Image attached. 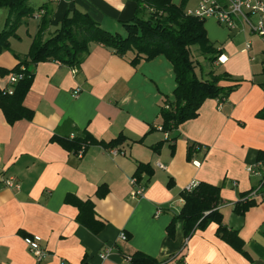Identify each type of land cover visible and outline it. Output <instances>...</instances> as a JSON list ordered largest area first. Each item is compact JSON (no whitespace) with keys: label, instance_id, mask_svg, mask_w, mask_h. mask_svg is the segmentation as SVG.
I'll return each mask as SVG.
<instances>
[{"label":"crops","instance_id":"obj_1","mask_svg":"<svg viewBox=\"0 0 264 264\" xmlns=\"http://www.w3.org/2000/svg\"><path fill=\"white\" fill-rule=\"evenodd\" d=\"M30 1L39 12L23 21L18 39L10 38L9 49L0 53V88L8 86L1 71H12L26 58L45 13L42 7L52 13L47 38L72 9L124 36V22L136 8L130 0ZM216 1L226 5V0ZM197 2L172 0L185 13ZM203 27L220 62L200 64L196 72L204 78L210 71L225 72L232 81L221 85L234 89L225 100H205L195 119L167 136L160 111L164 100L174 101L176 83L173 67L162 55L132 66L134 53L121 58L90 44L76 68L48 61L31 69L23 106L32 111V119L9 125L0 110V178L12 176L21 184L16 192L0 183V264H129L125 257L135 252L169 259L165 264H264V199H255L241 216L234 212L243 196L257 188L258 179L248 168L264 155V119L257 117L264 108V41L249 32H231L214 18L204 19ZM83 132L96 141L123 137L114 147L119 154L90 145L78 155L53 141ZM160 143L155 152L152 147ZM189 145L194 149L188 156ZM140 164H148L152 175L141 174L144 191L133 197L130 181ZM199 183L219 188L216 210L227 230L237 232L246 255L219 239L214 223L185 238L178 220L173 238L168 237L167 227L184 205L183 191ZM100 187L108 191L103 198L96 195ZM68 195L93 203L103 224L100 233L77 222V208L65 203ZM121 234L126 241H120ZM35 235L47 254L42 262L23 242ZM108 248L111 253L101 259Z\"/></svg>","mask_w":264,"mask_h":264},{"label":"trees","instance_id":"obj_2","mask_svg":"<svg viewBox=\"0 0 264 264\" xmlns=\"http://www.w3.org/2000/svg\"><path fill=\"white\" fill-rule=\"evenodd\" d=\"M136 4L135 13L131 20L124 22L126 35L111 33L95 22L86 13L77 9L68 10L59 22L57 29L47 38L45 33L52 23V13L44 6L37 32L32 37L29 52L12 71H1V75L21 74L22 78L13 87L11 95L7 93L8 86L0 88V110L6 122L13 125L20 120H31L32 111L23 106L33 80L32 68L39 63L58 61L66 66L76 68L89 52L90 44H100L112 50L123 58L129 52L134 57L129 61L137 66L141 61H150L157 56H164L172 65L175 74L176 87L173 92L174 101H163L161 106V131L165 134L175 132L178 127L188 120L195 119L199 108L205 100H225L233 91L234 86H222L225 81H232L225 73L208 72L205 77L197 74L199 62L194 58L192 47H197L200 54L207 56L209 64L217 60L218 52L208 41L203 27V20L189 16L182 4L176 6L172 0H130ZM8 11L3 29L0 31V53L9 49V39L17 38L18 28L27 18L39 10L31 7L29 0H0V9ZM38 9V8H37ZM264 90V83L262 85ZM258 118L264 119V108L257 113ZM176 135L172 137V141ZM123 137L110 141H96L90 134L83 132L78 137L68 140L53 139L63 149L71 153L83 152L90 145H98L104 149L117 147L123 142ZM162 143L152 147L158 152ZM194 149L188 147V156ZM145 173L152 175L148 164H140L134 174L140 183ZM106 187H100L96 193L98 198L107 194ZM238 203L235 214L241 216L255 205L254 200L246 199ZM184 205L180 213L174 216L167 227V235L173 238L175 223L180 220L184 225L185 238H189L196 230H204L209 224L217 225V237L227 243L235 251L246 255L243 242L235 230L228 231L223 225V216L216 210L219 203V188L210 184L199 183L191 191L182 193ZM66 204L77 208V222L89 232L97 235L103 229V224L96 219L94 205L90 200L80 201L68 195ZM129 264H165L169 259L159 261L141 252H135L125 257ZM182 261V259H181Z\"/></svg>","mask_w":264,"mask_h":264},{"label":"built area","instance_id":"obj_3","mask_svg":"<svg viewBox=\"0 0 264 264\" xmlns=\"http://www.w3.org/2000/svg\"><path fill=\"white\" fill-rule=\"evenodd\" d=\"M189 16L196 17L204 20L207 18H214L219 25L226 27L231 32H249L253 35H257L264 41V0H226V5H221L216 0H198L197 6L193 11L186 13ZM220 62V58L217 59ZM22 78L21 74H11L8 77L9 88L7 93L9 95L13 92V87ZM79 90L74 93V97H77ZM167 136V133H165ZM120 151L117 149H109V154L116 156ZM83 148L79 151L78 155H82ZM163 168V167H160ZM250 176L258 179V186L256 189L247 193L246 199L248 200H263L264 199V155L260 157L253 166L248 168ZM0 183L2 187L8 188L13 191H19L21 184L12 176L1 177ZM132 187L131 195L133 197H139L142 195L144 189L141 184L132 178L130 181ZM196 185H189L186 187V191H191ZM120 241H126L127 237L121 234ZM23 242L28 248L37 262H42L47 254L42 245V238L40 236H27L23 238ZM110 248L104 251L101 255V259H106L111 253Z\"/></svg>","mask_w":264,"mask_h":264},{"label":"rangeland","instance_id":"obj_4","mask_svg":"<svg viewBox=\"0 0 264 264\" xmlns=\"http://www.w3.org/2000/svg\"><path fill=\"white\" fill-rule=\"evenodd\" d=\"M29 3L31 5V7H33L34 10H36L37 7L34 4H32L30 0H29ZM6 16H8V11L4 8H1L0 9V30L4 26ZM191 51H193L194 58L199 61V64H201V65L209 64V62L207 60V56H203L202 54H200L197 47H192Z\"/></svg>","mask_w":264,"mask_h":264}]
</instances>
